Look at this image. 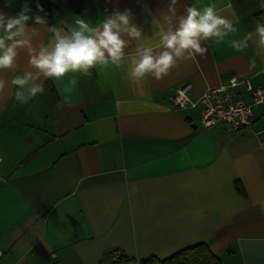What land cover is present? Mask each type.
<instances>
[{
	"label": "crops",
	"instance_id": "1",
	"mask_svg": "<svg viewBox=\"0 0 264 264\" xmlns=\"http://www.w3.org/2000/svg\"><path fill=\"white\" fill-rule=\"evenodd\" d=\"M25 0H0L10 16ZM170 0H27L48 26L68 28L75 17L93 25L113 10H130L145 43L157 45ZM39 3L43 11L38 12ZM216 3L237 33L204 41L207 52L182 60L168 75L133 82L128 65L43 79V94L14 98L12 78L28 66L0 71V264H113L120 252L139 264L205 243L221 264H264V103L253 107L252 131L224 124L203 128L201 105L178 107L169 96L189 85L197 100L231 75L264 87V55L256 37L244 52L232 40L255 32L264 0H178ZM33 46L51 33L35 25ZM141 41L126 50L130 56ZM255 67H252V63ZM70 96L62 88L73 76ZM243 100L250 93L237 87ZM242 188V192L237 189Z\"/></svg>",
	"mask_w": 264,
	"mask_h": 264
},
{
	"label": "clouds",
	"instance_id": "2",
	"mask_svg": "<svg viewBox=\"0 0 264 264\" xmlns=\"http://www.w3.org/2000/svg\"><path fill=\"white\" fill-rule=\"evenodd\" d=\"M36 9L42 12L37 3ZM178 0H170L167 11H162L159 42L153 46L143 42L145 33L134 22L130 10H113L93 25L88 19L75 17L73 24L64 28L58 25L48 26L44 16L32 13L27 0L14 16L0 12V71L15 70L21 51L28 54V66L34 71L24 70L11 80L14 98L17 102L27 103L37 94H43V79L62 80L69 73L80 76L92 75L91 70L99 67H123L128 65V75L133 82L152 76L159 80L182 60L196 55L204 56L207 48L204 41L215 38L218 42L230 33H237L232 19L220 14L216 3L198 7L196 3L185 5L182 14H177ZM35 25L47 28L51 39L46 45L33 46L36 35ZM256 37L258 55H264V22L257 21L255 32H249L242 39L232 40L230 46L237 52H244L249 41ZM141 41L135 54L130 58L126 51L130 43ZM252 67H255L253 62ZM79 83V77L73 76L62 88L70 96ZM9 82L0 78V93Z\"/></svg>",
	"mask_w": 264,
	"mask_h": 264
},
{
	"label": "built area",
	"instance_id": "3",
	"mask_svg": "<svg viewBox=\"0 0 264 264\" xmlns=\"http://www.w3.org/2000/svg\"><path fill=\"white\" fill-rule=\"evenodd\" d=\"M239 85L250 93V103L243 100L237 90ZM188 89L189 85L176 89L169 99L182 108L194 107L199 103V120L203 128L224 124L235 131L251 132L254 122L253 107L264 103V87H253L248 78H238L235 75L229 77L227 84L207 86L197 100L188 96ZM113 264H118V255L113 257Z\"/></svg>",
	"mask_w": 264,
	"mask_h": 264
},
{
	"label": "trees",
	"instance_id": "4",
	"mask_svg": "<svg viewBox=\"0 0 264 264\" xmlns=\"http://www.w3.org/2000/svg\"><path fill=\"white\" fill-rule=\"evenodd\" d=\"M255 20L264 22V11L255 14ZM239 192L242 188L238 186ZM118 264L125 263L131 259L126 255L117 252ZM139 264H221L220 258L215 255L208 245L205 243H198L186 248H183L174 254L164 259L150 257L143 259Z\"/></svg>",
	"mask_w": 264,
	"mask_h": 264
}]
</instances>
